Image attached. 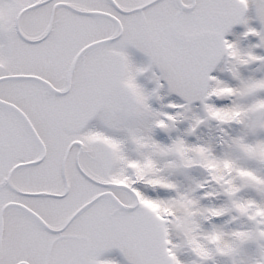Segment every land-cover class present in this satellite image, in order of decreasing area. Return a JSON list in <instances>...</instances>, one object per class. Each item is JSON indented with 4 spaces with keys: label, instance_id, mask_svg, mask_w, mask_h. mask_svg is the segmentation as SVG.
<instances>
[{
    "label": "snow or ice",
    "instance_id": "snow-or-ice-1",
    "mask_svg": "<svg viewBox=\"0 0 264 264\" xmlns=\"http://www.w3.org/2000/svg\"><path fill=\"white\" fill-rule=\"evenodd\" d=\"M0 264H264V0H0Z\"/></svg>",
    "mask_w": 264,
    "mask_h": 264
}]
</instances>
